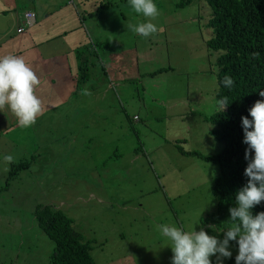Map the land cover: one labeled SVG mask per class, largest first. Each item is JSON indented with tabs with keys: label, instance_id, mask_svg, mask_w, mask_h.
Masks as SVG:
<instances>
[{
	"label": "rangeland",
	"instance_id": "rangeland-1",
	"mask_svg": "<svg viewBox=\"0 0 264 264\" xmlns=\"http://www.w3.org/2000/svg\"><path fill=\"white\" fill-rule=\"evenodd\" d=\"M0 1L17 14L42 8L41 0ZM72 1L93 11L102 2ZM153 2L158 31L146 43L128 30L145 18L127 0H104L109 9L95 15L93 36L109 47L95 42L99 52L131 54L124 82L91 63L85 84L66 95L60 89L66 101L53 110L42 103L30 126H17L7 106L0 108V264H50L54 243L34 220L40 206L72 221L94 264H170L159 224L185 231L204 225L222 236L212 190L218 165L211 160L222 145L210 118L223 107L216 98L219 54L207 47V6ZM58 90L35 91L55 100ZM229 250L223 264L236 255L231 244Z\"/></svg>",
	"mask_w": 264,
	"mask_h": 264
},
{
	"label": "trees",
	"instance_id": "trees-1",
	"mask_svg": "<svg viewBox=\"0 0 264 264\" xmlns=\"http://www.w3.org/2000/svg\"><path fill=\"white\" fill-rule=\"evenodd\" d=\"M200 1L207 6V28L213 33L207 47L219 54L216 61V98L219 100L226 97L227 104L223 110L210 118L211 124L217 128L216 138L222 145L220 153L211 159L218 165V176L214 180L212 190L217 197L215 228L219 233L231 226L228 221V208L234 206V195L246 182L243 172L247 164L244 159L247 145L242 143L240 117L248 116L247 110L256 100L261 99L257 92L264 88V0ZM102 2L95 11L91 10L92 7L81 6V16L91 18L109 9V4ZM85 52L90 56L95 55L92 46L81 50V53ZM89 65L91 63L84 62L78 68L83 74H79L77 87L85 84L88 79ZM225 74L233 79L231 88L220 84ZM186 154L196 155L195 152ZM251 211L253 215L256 212H264V201ZM34 220L54 243L50 264H94L89 244L83 242L82 236L74 231L72 221L61 211L51 206L36 207ZM204 222H208V218ZM230 244L236 248L234 241ZM229 264H234V257Z\"/></svg>",
	"mask_w": 264,
	"mask_h": 264
},
{
	"label": "clouds",
	"instance_id": "clouds-1",
	"mask_svg": "<svg viewBox=\"0 0 264 264\" xmlns=\"http://www.w3.org/2000/svg\"><path fill=\"white\" fill-rule=\"evenodd\" d=\"M127 5L145 18L143 22L129 24L130 32L147 38L158 31L151 22L158 15L153 0H127ZM233 83L227 74L220 81L226 88H231ZM38 84L36 73L23 57L0 56V108L7 106L19 127L35 123L42 111V102L35 91ZM257 94L261 99L247 110V117H240L242 143L247 145L244 150L247 164L243 172L246 182L236 191L234 206L228 208L231 226L220 231L222 236L218 238L207 234L203 227L185 231L178 226L157 225L172 253L170 264H223L232 255L229 246L233 241L236 245L234 264H264V212L253 215L251 211L264 201V88ZM225 101L226 97L217 101L223 105L222 110L227 105ZM3 159L10 161L11 156L5 155Z\"/></svg>",
	"mask_w": 264,
	"mask_h": 264
},
{
	"label": "crops",
	"instance_id": "crops-1",
	"mask_svg": "<svg viewBox=\"0 0 264 264\" xmlns=\"http://www.w3.org/2000/svg\"><path fill=\"white\" fill-rule=\"evenodd\" d=\"M38 4L42 7L40 13L25 11L30 13L26 20L22 11L17 14L15 7L0 1V56L23 57L39 79L36 89H59L55 100L46 95L39 97L45 109L59 107L60 89H67L63 94L66 95L76 88L75 72L84 62L97 65L107 74L115 73L113 80L117 82L125 81L126 72L130 74L127 59L131 54L119 55L111 50L99 52L95 42L109 47L101 38L93 36L97 18H83L79 12L81 6L76 8L73 2L71 5L66 0H41ZM87 24L94 28H87ZM143 39L146 43L147 39ZM87 46H92L94 56L81 53ZM65 101L66 98L61 99L60 106Z\"/></svg>",
	"mask_w": 264,
	"mask_h": 264
},
{
	"label": "built area",
	"instance_id": "built-area-1",
	"mask_svg": "<svg viewBox=\"0 0 264 264\" xmlns=\"http://www.w3.org/2000/svg\"><path fill=\"white\" fill-rule=\"evenodd\" d=\"M66 1L70 2V0H66ZM29 14H30V13H28V14L25 15L26 20H27L28 17L30 16Z\"/></svg>",
	"mask_w": 264,
	"mask_h": 264
}]
</instances>
